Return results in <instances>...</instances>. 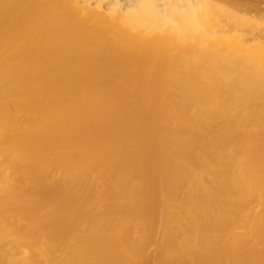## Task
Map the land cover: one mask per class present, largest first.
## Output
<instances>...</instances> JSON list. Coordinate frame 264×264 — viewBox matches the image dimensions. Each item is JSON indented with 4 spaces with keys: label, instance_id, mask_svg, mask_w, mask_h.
I'll list each match as a JSON object with an SVG mask.
<instances>
[{
    "label": "bare ground",
    "instance_id": "1",
    "mask_svg": "<svg viewBox=\"0 0 264 264\" xmlns=\"http://www.w3.org/2000/svg\"><path fill=\"white\" fill-rule=\"evenodd\" d=\"M262 1L0 0V264H264Z\"/></svg>",
    "mask_w": 264,
    "mask_h": 264
},
{
    "label": "rangeland",
    "instance_id": "2",
    "mask_svg": "<svg viewBox=\"0 0 264 264\" xmlns=\"http://www.w3.org/2000/svg\"><path fill=\"white\" fill-rule=\"evenodd\" d=\"M263 3H264V0H263V1H262V3H261V4L264 6V4H263Z\"/></svg>",
    "mask_w": 264,
    "mask_h": 264
}]
</instances>
